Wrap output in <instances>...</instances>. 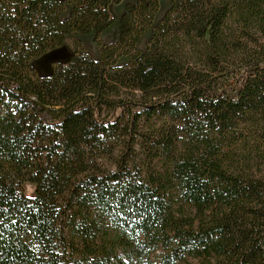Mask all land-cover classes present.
<instances>
[{"label": "trees", "instance_id": "16d2710c", "mask_svg": "<svg viewBox=\"0 0 264 264\" xmlns=\"http://www.w3.org/2000/svg\"><path fill=\"white\" fill-rule=\"evenodd\" d=\"M113 1L0 0V264H264V0H167L144 49L134 0L37 73Z\"/></svg>", "mask_w": 264, "mask_h": 264}, {"label": "rangeland", "instance_id": "374dc122", "mask_svg": "<svg viewBox=\"0 0 264 264\" xmlns=\"http://www.w3.org/2000/svg\"><path fill=\"white\" fill-rule=\"evenodd\" d=\"M134 0H120L119 2H111L109 5V12L113 17L112 24L101 32H91L89 34L73 33L66 35L64 42L59 47H56L46 53L36 56L32 59V65L40 75L48 74L52 69L53 65L57 62H64L73 53L74 46L77 41L81 43L83 50L87 53L97 57L103 44L114 42L117 40L119 33V18L125 7L129 3H133ZM168 7L167 0H160L158 12L155 15L151 28L145 32L139 43L138 47L144 49L147 41L149 40L153 28L157 25L158 21L164 14ZM69 10L66 11V13ZM64 14V16L66 15ZM32 188L30 186L25 187V193L30 194Z\"/></svg>", "mask_w": 264, "mask_h": 264}]
</instances>
